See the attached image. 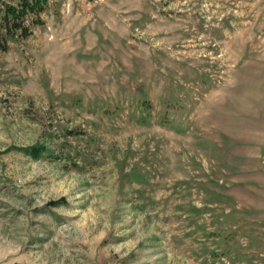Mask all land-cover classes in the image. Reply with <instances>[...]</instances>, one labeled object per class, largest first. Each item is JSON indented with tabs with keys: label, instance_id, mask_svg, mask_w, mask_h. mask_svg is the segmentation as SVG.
Returning <instances> with one entry per match:
<instances>
[{
	"label": "rangeland",
	"instance_id": "1",
	"mask_svg": "<svg viewBox=\"0 0 264 264\" xmlns=\"http://www.w3.org/2000/svg\"><path fill=\"white\" fill-rule=\"evenodd\" d=\"M23 20L0 28V264H264V0Z\"/></svg>",
	"mask_w": 264,
	"mask_h": 264
},
{
	"label": "trees",
	"instance_id": "2",
	"mask_svg": "<svg viewBox=\"0 0 264 264\" xmlns=\"http://www.w3.org/2000/svg\"><path fill=\"white\" fill-rule=\"evenodd\" d=\"M43 2L45 0H19L17 6L4 7L0 17V28L4 30V34L9 36H14L15 34L20 36L25 35L27 27L24 24V17L26 14L38 13L42 8ZM30 153H32V157L37 155L35 152Z\"/></svg>",
	"mask_w": 264,
	"mask_h": 264
}]
</instances>
